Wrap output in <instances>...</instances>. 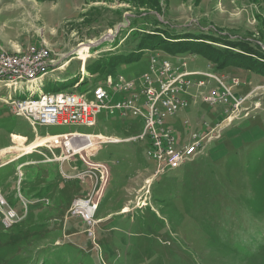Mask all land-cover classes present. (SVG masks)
Listing matches in <instances>:
<instances>
[{
	"label": "rangeland",
	"instance_id": "1",
	"mask_svg": "<svg viewBox=\"0 0 264 264\" xmlns=\"http://www.w3.org/2000/svg\"><path fill=\"white\" fill-rule=\"evenodd\" d=\"M12 1L23 4L25 21L19 33L24 34L15 38L13 43L18 45H0V70L56 66L36 75L33 82L0 79V97L12 93L0 100V148L9 144L11 132L30 137L27 146H23L25 139L17 138L23 148L33 144L36 135L70 132L131 141L105 143L94 153L86 151L66 161L62 160L68 156L65 149H53L55 157L44 147L45 156L37 154L39 159L21 174H16V164L1 167L0 191L17 217L6 226L1 215L0 232L39 230L50 226L52 217L59 214L55 227L65 233L49 234L46 229V235L27 243L12 239L13 235L2 239L5 235L0 234V264H264V0H158L159 8L144 0ZM31 1L38 5L27 4ZM14 16L4 14L0 21ZM151 18L163 23L161 29L170 35L188 33L215 42V49L197 43L177 51L183 52L177 55L184 60L181 68L215 77L203 78L204 85L193 81L198 85L189 91L188 106L164 125L177 136L175 153L184 152L195 141L206 144L193 161L161 172L159 163L148 157V140L139 137L144 118L139 115L122 120L104 111L94 127H38L37 133L25 119L14 116V104L20 99L32 101L57 92L86 94L109 74L112 79H140L149 71L154 54L175 57L159 46L146 51L138 62H121L114 71L109 67L114 58L136 52L135 38H144L136 28L153 30ZM89 42L100 44L90 49L85 74L83 62L76 58L79 46ZM248 44L255 50L245 53ZM218 51L227 56L243 52L250 57L239 54L241 60L249 63L224 65L223 54L221 61L211 59ZM6 59L13 60L11 65ZM96 62L104 63L101 70L96 69L101 63L92 66ZM226 87L237 97H250L248 117L243 113L229 123L227 107L205 100L206 94ZM189 109L192 115L184 113ZM118 120L124 123L115 130ZM38 141L55 145L58 138ZM8 151L1 154L3 159L17 150ZM80 159L85 163H76ZM26 185L38 191L34 197H27ZM78 202L94 208L92 224L78 212Z\"/></svg>",
	"mask_w": 264,
	"mask_h": 264
},
{
	"label": "built area",
	"instance_id": "2",
	"mask_svg": "<svg viewBox=\"0 0 264 264\" xmlns=\"http://www.w3.org/2000/svg\"><path fill=\"white\" fill-rule=\"evenodd\" d=\"M9 61L13 62V60ZM183 61L176 59L166 60V58L157 55V58L148 62L150 73L142 74L140 79H131L117 83L115 89H104L92 99H84L83 93L60 92L58 94L43 96L41 101L37 103H15V115L22 116L26 118V121L35 124V131H37L38 127H47L53 122L61 121H84L87 125H97L98 118L104 111L107 112L108 116H115V118L122 120L129 118L130 114H137L145 118L143 135L139 137L148 140V155L153 156L155 162L160 165L159 170L164 173L172 167H182L187 162L193 161L206 145L202 141H195L192 146L186 147L184 152L175 153L174 139L176 135L164 127L169 118L185 110L188 106L187 96L190 95L189 91L191 87L198 85L193 84V82L180 81V73L200 75L199 85H204L207 82L203 81V73L205 72H189V70L181 68L180 66L183 64ZM54 66L56 64L42 67L23 66L22 69L19 67L16 73L0 71V75L13 78L14 80H18L20 77L33 79L36 75L48 73ZM212 80H215L214 75H212ZM148 84H155V91H148ZM111 91L114 92V95ZM204 97L212 105L227 107L226 113L230 115L228 120L226 119L225 121H229V123L234 122L238 118L240 119L243 113L246 117L250 115L251 108L246 106L247 103H250V97H237L227 87L222 92H212L206 94ZM254 104L255 106L258 105ZM37 105L41 108H48V111L35 114L31 110V107H36ZM51 137L60 139V141H57L59 143L56 142L57 144L55 145H48L55 156L54 150L57 149H65L66 154L67 144L72 139L70 137L86 138L94 136L79 134L65 136L59 134V136ZM139 137H134L133 140L137 141ZM36 138H38L37 135ZM195 138H197V135H195ZM95 141L96 143L98 142L97 149L99 150L105 143H121L131 140L112 141V139L106 138V140ZM67 153L70 155L69 151ZM3 199L4 195L0 194V211H2ZM16 217L17 211L6 215L7 226L14 224ZM84 218L89 224L93 223L92 218L85 215Z\"/></svg>",
	"mask_w": 264,
	"mask_h": 264
},
{
	"label": "crops",
	"instance_id": "3",
	"mask_svg": "<svg viewBox=\"0 0 264 264\" xmlns=\"http://www.w3.org/2000/svg\"><path fill=\"white\" fill-rule=\"evenodd\" d=\"M30 1V0H29ZM35 4V5H38V3L35 1V2H32L31 1V3H27V4ZM32 4V5H33ZM25 6V5H24ZM21 10H23V4H21V2L20 3H17V2H14V1H12V0H0V17H2L4 14H7V15H10V16H14V15H16V16H14V17H12L10 20H8V21H3V22H1L0 21V45H6L7 46V44H9V43H13V42H16V40L17 39H15L20 33L19 32H22V23H24V21L25 20H23L24 18H23V13H22V11ZM24 33H22V34H20V35H23ZM14 45H18V43H13ZM163 57V56H162ZM177 56H175V57H169V55H168V57H163V58H166V59H170V58H176ZM127 79V78H126ZM110 80H113V79H110ZM129 80V79H128ZM105 82H103V84H104ZM103 84H100V85H98V86H101V85H103ZM1 85V84H0ZM2 86L3 85H1L0 86V92L1 91H3L2 89ZM44 86V85H43ZM97 86V87H98ZM42 89V88H41ZM7 90H9L8 88L5 90L6 92H7ZM91 90H94L93 88H91ZM88 91H90V90H88ZM87 91V92H88ZM10 95V96H9ZM8 96L9 97H12V93H9L8 92ZM91 97H94V94H91L90 95ZM8 97V98H9ZM192 97L193 96H191V101L192 102H195L194 101V98L192 99ZM2 98L3 97H0V100H2ZM7 97L5 98V96H4V98H3V100L5 99V100H7L8 99ZM17 100H19V99H17ZM21 100V99H20ZM0 103H1V101H0ZM9 106H11V105H9ZM192 110H187V111H184V113H187V114H189V115H192ZM13 113V112H12ZM14 114V113H13ZM14 116L15 117H18V116H16L15 114H14ZM110 117V116H109ZM112 118H115V117H113V116H111ZM130 117H135V118H138L137 116H133V115H131L130 114ZM21 118V117H20ZM23 118V117H22ZM176 117H174L173 119H175ZM216 118V117H215ZM24 119V118H23ZM26 120V119H25ZM142 120V123H143V126H144V120L143 119H141ZM28 122V121H27ZM184 122V121H183ZM29 123V122H28ZM115 125H114V128H115V130H119L120 128H121V126H122V124L124 123V122H122L121 120H118V121H115ZM126 124L127 123H125V126H126ZM172 124V123H171ZM182 125H183V123H182ZM134 125H131V124H129V127L128 128H130V129H132V130H134V127H133ZM138 126V125H137ZM241 126H243V124H241ZM138 130V129H137ZM35 133H37V131H34ZM77 134H79V135H86V136H94V137H86V138H84V137H75V138H73V137H70V138H72L69 142H68V144H67V146H68V148H67V150H66V154H68L67 152L69 151L70 152V155L68 154V156L67 157H64V160L65 159H67V158H69V157H71V156H75V155H79V154H81L82 155V153L83 152H86V154L87 155H89L90 153H94L95 152V150H96V147H98V146H94V144L96 143V141L95 140H99V139H102L101 138V136L103 137V136H105V135H102V134H87V133H80V132H70V133H64L63 135H65V136H74V135H77ZM178 134V133H177ZM10 140H9V144H7L6 146H4V147H1L0 148V162H2V160L1 159H3L2 157H1V154L3 153V152H5V151H7V150H11V149H13V148H15L16 146H18L19 144L21 145V142L18 144V141H16L17 140V138H23V139H25V141H24V143H23V146H27V145H25V142H26V140H28V139H30V137H28L27 135H23L22 133H15V132H11L10 133ZM38 136V135H37ZM47 136H49V137H51V136H59V134H57V135H47ZM47 136H45V137H41V138H39L40 136H38V138H37V140L33 143V144H36V143H38L39 145L38 146H43V148H40V150L38 149L36 152H34V153H26V152H23V151H20V152H22V153H16V152H19V151H14L13 153L12 152H10V153H12V155L11 156H8V157H6L7 159H3V161H5V162H3L2 163V165H0V168L1 167H3V166H6L7 164H16L17 166H16V174L18 175L19 173L21 174V172H22V170H24V168H29V165H30V163H34L35 161H33V160H36V159H39V157L37 156V154L39 155V156H41V155H43V156H45L42 152V149H44V147L45 148H50L48 145L50 144H52V143H49V144H47V143H45L44 141H41V142H39L38 140H40V139H44V138H48ZM96 137V138H95ZM99 137V138H98ZM106 137H108V136H106ZM13 138H14V141H13ZM127 138H129V137H126V138H124V139H127ZM73 140V141H72ZM103 140H105V139H103ZM58 141H60V139L58 138ZM90 141H92V143L91 144H88V142H90ZM224 141H226V138H225V140ZM223 141V142H224ZM13 142H15L16 143V145L15 146H13ZM74 142V143H73ZM59 143V142H58ZM88 144V145H87ZM53 145V144H52ZM85 145V146H84ZM89 145H91V146H89ZM22 146V145H21ZM23 146H22V148H23ZM82 146V147H81ZM89 146V147H88ZM80 147V148H79ZM92 148V149H91ZM24 149V148H23ZM51 149V148H50ZM91 149V150H90ZM52 150V149H51ZM8 151V152H9ZM45 152V151H44ZM50 153L53 155V152L52 151H50ZM55 153V152H54ZM89 153V154H88ZM98 153V152H97ZM55 155H56V153H55ZM73 156V157H74ZM56 157V156H55ZM63 160V159H62ZM66 161V160H65ZM52 162V161H51ZM85 163V161L84 160H82L81 161V159L79 160V161H76V163ZM33 165V164H32ZM180 167H175V168H171V169H169L168 171H170V170H176V169H179ZM167 172V171H166ZM54 186V185H53ZM53 186H50L51 188H52V190H54L53 191V193H55V187H53ZM25 191L27 192L26 194H27V197H29V198H31V196H32V194L33 193H37V192H34L33 191V188L32 189H29L28 188V186L26 185V189H25ZM36 196H38V195H36ZM32 197H34V196H32ZM60 216H59V214H56L55 216H53L52 217V224H50V226H48V227H44V228H42V226H40V225H37V226H40V227H38L39 228V230H34V229H28V230H21V231H17V232H15V233H10V234H7V233H4L3 234V231L2 232H0V234H1V236L2 235H5V236H2L3 238L2 239H5V240H7V239H9V238H7V235H13V236H15V237H13L12 239H16V240H21V239H25V241L26 242H22V243H27V241L30 239V238H32V240L33 239H38V238H40V237H42V236H44V235H46V229H48V233L50 234V233H54V232H60V233H65L63 230H61V228H59V229H57L56 227H55V223H57V222H59L60 223ZM59 226H60V224H59ZM5 232V231H4ZM34 236L36 237V238H34ZM11 239V238H10Z\"/></svg>",
	"mask_w": 264,
	"mask_h": 264
},
{
	"label": "bare ground",
	"instance_id": "4",
	"mask_svg": "<svg viewBox=\"0 0 264 264\" xmlns=\"http://www.w3.org/2000/svg\"><path fill=\"white\" fill-rule=\"evenodd\" d=\"M109 37H110V35H109ZM102 41H106V38L105 39H102ZM99 44H100V42L99 43L89 42L87 44L80 45L79 46V49L77 50V58L76 59L83 62L82 70L85 72V74H86V69H85L86 62H87V59L91 55L90 54V49L92 47H95L96 45H99ZM157 55L159 57H162V55L159 54V53L158 54H154V55H152L150 57V61L153 60L154 58H157ZM174 59H176V60H183L182 58H178V57H176V58H170V59H166V60H174ZM9 60H11V59H9ZM9 60H7V61L11 65L12 62H10ZM148 67H149V71H147L146 73H150V66H149V64H148ZM18 69H19V67L16 66V69L15 70H13V69L10 68V69H1L0 71H2V72H9V73H16L18 71ZM0 77H2V78H0L1 80H3V79H7L8 80V77L2 76V75H0ZM205 77H208V78H211L212 79V74L211 73H203V78H205ZM126 80H128V79H126L125 77H122V76H119L118 78L113 79V80H109V81L105 82L103 85L96 87L94 90H91L90 89V91H88L86 94L83 93V98L84 99H92L94 97H91L90 96L91 94H94V96H96V95L99 94V92H101L104 89L105 90L115 89V87L117 86V83H122L123 81H126ZM195 80H198V83L200 84V75L189 74V73H180V81L193 82ZM15 81L33 82V81H37V77L35 76L33 79H29V77H20L19 80H15ZM148 91H155V84H148ZM48 95H52V94H45L43 96H48ZM43 96H40V98L35 99V100H32V101H28L26 99V100H19L18 102H15V103H23V102H27V103H37V102H40L41 101V98ZM44 106H46V105L44 104ZM31 110L33 112H35V114H39V113L47 112L48 111V108H46V107H42L41 108L39 105H37L36 107H31ZM131 115L138 117L137 114H131ZM20 117H22V116H20ZM113 117H115V116H113ZM24 119H26V118H24ZM142 119L144 120V126H145V118H142ZM29 124L31 125V127L35 131V124L30 123V122H29ZM49 126H71V127L72 126H80V127L81 126L82 127L85 126V127H94L96 125H87V123H84V121H61V122H53ZM49 126H47V127H49ZM99 140H103V139H99ZM177 142H178V139H177V136H176L175 139H174V145ZM97 144H98V142L95 143L94 146H97ZM38 145H39L38 143L31 144L27 148H24V149L22 147H20V146H17V147H15L12 150H17V151H21V150L23 151L24 150V151H26V153H34L36 150H38ZM174 151H175V148H174ZM9 152H11V151H9ZM148 157L150 159H152L153 161H155L154 158H153V156L148 155ZM172 168H175V167H172ZM0 194H2L1 191H0ZM23 201H25V200H23ZM46 201H48V200H46ZM76 205L79 207L78 210L81 208V210L78 211V212H80L81 214H84L86 217L93 218V216L95 215L94 208H92V206L90 204L83 203V202H78V204H76ZM4 207H8L7 212H5ZM9 209H10V207L7 205V201L4 198L3 199V202H2V211H0V216L3 215V217H4L3 218V223L6 226H7L6 215H9V213H11V211H9Z\"/></svg>",
	"mask_w": 264,
	"mask_h": 264
},
{
	"label": "trees",
	"instance_id": "5",
	"mask_svg": "<svg viewBox=\"0 0 264 264\" xmlns=\"http://www.w3.org/2000/svg\"><path fill=\"white\" fill-rule=\"evenodd\" d=\"M146 3H149L150 5H152L153 7L155 8H159V2L158 0H144ZM142 2V1H141ZM153 19V21H155V27L153 28V30H146V29H142V30H139L138 28L137 31L140 33V34H144V38H139V37H136L135 38V41H137L139 43L138 47H137V50L136 52L130 54V55H121L119 57H116L113 59V61H110L109 62V67L112 69V71H114L115 69H113L116 65H119V64H122L121 62H132V61H136L138 62L141 57H143L144 53L148 50H153V49H156L157 47L159 46H163L165 47L166 49H168L167 51H171L170 53H173L174 56H177L178 54L180 53H183V52H177V51H180L182 46L183 45H188L189 49H191V47L193 45H196L197 43L200 44V45H203L205 48H208V49H215L213 46V42L214 40H210L209 38H198L200 39L201 42H197L196 41V36L197 35H194V34H183L182 36L180 35H177V34H173V35H170L168 33V31H166L165 29H161V26L163 23H160L157 19L155 20L154 18H151ZM138 25V24H136ZM164 25V24H163ZM167 26V25H166ZM171 29V28H170ZM136 31V32H137ZM175 32V31H174ZM146 35V36H145ZM167 35V36H166ZM217 40V39H215ZM239 42V41H238ZM215 43V42H214ZM230 43H237V42H230ZM226 45V44H225ZM227 46V45H226ZM229 46V45H228ZM227 46V47H228ZM249 46V50L246 48L245 46V53H248L249 51L251 50H255L252 46L253 44H248ZM229 48V47H228ZM231 49V48H230ZM174 51V52H173ZM177 52V53H176ZM224 52V51H223ZM175 53V54H174ZM226 52L224 53H221L218 51V55L217 56H213L211 55V59L214 60V61H221L222 60V57L225 56V60L222 64L226 65V63L228 64H233V63H238V64H241V65H246L249 63V61L247 60H244L245 58H243L241 60V57L240 55H244L246 57H250L249 55L247 54H244L243 52H237L238 54H230L231 56H227L229 54H226ZM223 54V56L221 57V55ZM240 54V55H239ZM171 55V54H170ZM231 58V59H230ZM244 60V61H243ZM211 61V60H210ZM101 63V66H99L98 68V64ZM92 65V64H91ZM103 65L104 63L102 62H96L95 64H93L92 66H97L96 69H99L101 70L103 68ZM250 69V68H249ZM262 71V70H261ZM109 78L104 80L105 81H108L110 79H112V75L109 74L108 76ZM98 85H96L95 87H92L93 89H95ZM65 89V87H64ZM57 93H60V92H57Z\"/></svg>",
	"mask_w": 264,
	"mask_h": 264
}]
</instances>
